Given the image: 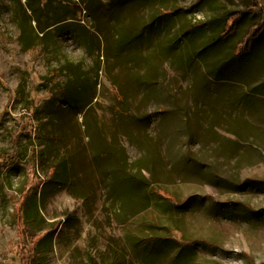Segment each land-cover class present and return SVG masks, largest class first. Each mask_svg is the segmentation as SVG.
<instances>
[{
	"label": "rangeland",
	"instance_id": "obj_1",
	"mask_svg": "<svg viewBox=\"0 0 264 264\" xmlns=\"http://www.w3.org/2000/svg\"><path fill=\"white\" fill-rule=\"evenodd\" d=\"M197 2L92 12L50 0L39 23L76 16L74 32L35 33L26 51L27 17L0 0V264H22L32 248L18 213L37 188L28 228L50 233L46 264H264V31L235 58L260 17L246 13L216 49L223 25L211 22L252 0ZM122 31L139 44L118 49ZM68 61L92 87L81 114L47 102L68 82ZM55 166L61 179H49Z\"/></svg>",
	"mask_w": 264,
	"mask_h": 264
},
{
	"label": "trees",
	"instance_id": "obj_2",
	"mask_svg": "<svg viewBox=\"0 0 264 264\" xmlns=\"http://www.w3.org/2000/svg\"><path fill=\"white\" fill-rule=\"evenodd\" d=\"M50 0L45 2L43 7L46 9H41L40 6V0H25L23 3V0H16L17 4L22 8L23 14L27 17L24 19V21L20 24L21 29V44L23 46V49L26 51H29L33 49L36 45V43L33 41L34 34H43V36L46 35L48 37L51 34V30H55L57 33H63V32H74L73 24H69L70 22H67L69 19H75L76 16L71 17H57L53 19V21H45L43 24L39 23V15L45 14L46 12L49 13ZM82 4L86 7V9L91 10L92 12L96 9H98L100 6L108 11H112L115 7L121 6V4L124 2V0H80ZM211 0H198L197 4H203L205 2H208ZM253 4L251 7H246L245 9H242L241 11H233L230 12L228 15L220 17V18H214V20L211 22L215 26L222 23L223 28L217 32L216 35H212V39L215 42V49L217 46H220L223 44V42L228 41V39L232 36L233 32L235 31L238 22L243 18L246 13H253L260 17L259 21L255 23L253 26H251L248 31L241 37L239 42L235 45L233 54L236 57H241L249 54L250 49H252V46L254 45L257 38H259L262 35V32L264 31V0H252ZM36 3H38L36 5ZM30 11L32 14L36 16L35 21L38 22V26L33 27L32 23H30L31 14L28 12ZM21 11V10H20ZM117 12V8L116 11ZM175 13V10L166 11L164 14L159 15V18H164V21H168L169 18ZM117 14V13H115ZM71 15H74L72 13ZM119 20V18L117 19ZM162 21V23H164ZM155 24V23H154ZM153 24V26H154ZM195 27V26H193ZM223 32H226V35L224 38H221V34ZM37 37V36H36ZM209 38V37H207ZM138 37L136 35L129 36V33H126V37L123 36V31L119 36V39L116 41V47L118 49H130L132 46L135 45V42H138ZM205 42V41H204ZM120 46V47H119ZM211 46V47H209ZM204 47V46H203ZM212 48L213 45H207V48ZM214 48V47H213ZM64 70H67L69 80L62 88L56 89L57 93L55 96L48 100L47 102L56 105L58 104V108L56 109L59 111L61 109V106H65L67 109L71 110L72 112L76 113H84L87 109H89L93 103L92 99H90V95L92 92V87L90 86V83L88 82V79L83 77V69L80 65H75L73 62L68 61L67 64L63 67ZM47 103V104H48ZM105 158L114 157L115 149H113L110 146H106L105 150ZM66 165V164H65ZM123 172L125 173L128 181L132 183L133 185L141 184L142 180H140L135 173H132L126 167H123ZM144 168H139V172H141ZM57 167H53L52 174L49 179H61L62 175L59 174V171H57ZM58 172V173H57ZM66 174V170H64ZM146 183V182H145ZM45 184V183H44ZM37 195H39L38 188L33 191L29 192L26 197L24 198L23 204L19 208V217L18 222L21 226V232L22 238L30 237V239L33 241L32 248H30L27 253H24L25 247L21 256V263L22 264H46L45 255L41 252V245L42 243L49 237L50 233L48 232H40V233H34L30 232L28 225L31 219H33V215L37 214V205L35 198H37ZM29 209H31V215L29 212Z\"/></svg>",
	"mask_w": 264,
	"mask_h": 264
}]
</instances>
